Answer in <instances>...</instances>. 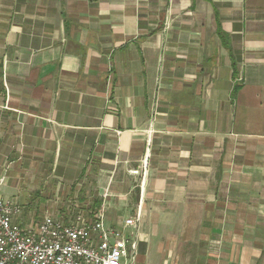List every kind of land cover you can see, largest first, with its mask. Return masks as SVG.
I'll use <instances>...</instances> for the list:
<instances>
[{"label":"crops","instance_id":"crops-1","mask_svg":"<svg viewBox=\"0 0 264 264\" xmlns=\"http://www.w3.org/2000/svg\"><path fill=\"white\" fill-rule=\"evenodd\" d=\"M0 198L141 205L136 264H264V0H0Z\"/></svg>","mask_w":264,"mask_h":264},{"label":"built area","instance_id":"built-area-1","mask_svg":"<svg viewBox=\"0 0 264 264\" xmlns=\"http://www.w3.org/2000/svg\"><path fill=\"white\" fill-rule=\"evenodd\" d=\"M75 207L67 220L46 214L25 226L20 206L0 198V264H136V239L124 231L140 223L141 205L121 229L106 227L102 211Z\"/></svg>","mask_w":264,"mask_h":264},{"label":"rangeland","instance_id":"rangeland-1","mask_svg":"<svg viewBox=\"0 0 264 264\" xmlns=\"http://www.w3.org/2000/svg\"><path fill=\"white\" fill-rule=\"evenodd\" d=\"M78 201V200H77ZM79 202V201H78ZM75 203H77V202H74V201H62V202H58V205H57V207H61V206H63V208H64V211H63V213H66V214H64V216L63 215H61V217H62V219H68V217H70V214L71 213H73V215L75 214V210H77L76 209V207H75V205H77V204H79V203H77V204H75ZM16 204H20V203H16ZM40 204H42V203H40ZM88 205V204H87ZM87 205H86V203L83 205V208L84 209H87ZM68 207V209L70 210V212L69 211H65V209ZM72 211H74V212H72ZM40 215V214H39ZM37 216V217H33V216H30V217H28L27 218V220H28V222H30L29 224H37V223H39L42 219H43V215H41V216ZM72 215V214H71Z\"/></svg>","mask_w":264,"mask_h":264},{"label":"trees","instance_id":"trees-1","mask_svg":"<svg viewBox=\"0 0 264 264\" xmlns=\"http://www.w3.org/2000/svg\"><path fill=\"white\" fill-rule=\"evenodd\" d=\"M93 207L90 209V211L88 209V211L90 212V215L93 214V213H95L97 211V209H96L97 208V204H96V206L94 208Z\"/></svg>","mask_w":264,"mask_h":264}]
</instances>
